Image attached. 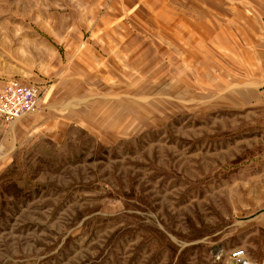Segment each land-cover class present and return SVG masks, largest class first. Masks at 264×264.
Here are the masks:
<instances>
[{"label":"rangeland","instance_id":"rangeland-1","mask_svg":"<svg viewBox=\"0 0 264 264\" xmlns=\"http://www.w3.org/2000/svg\"><path fill=\"white\" fill-rule=\"evenodd\" d=\"M168 2L0 0V92L42 89L0 117V264L264 262V96L218 87Z\"/></svg>","mask_w":264,"mask_h":264},{"label":"crops","instance_id":"crops-1","mask_svg":"<svg viewBox=\"0 0 264 264\" xmlns=\"http://www.w3.org/2000/svg\"><path fill=\"white\" fill-rule=\"evenodd\" d=\"M167 8L160 10V19L154 14V23L169 25V29L159 27L170 34L174 23L184 24L186 32L194 33L190 38L215 40L218 71L223 67L232 78L230 83L223 75L218 87L232 85L240 102H260L264 96V0H169ZM249 222L254 233L264 229V210Z\"/></svg>","mask_w":264,"mask_h":264},{"label":"built area","instance_id":"built-area-1","mask_svg":"<svg viewBox=\"0 0 264 264\" xmlns=\"http://www.w3.org/2000/svg\"><path fill=\"white\" fill-rule=\"evenodd\" d=\"M41 95L39 84L24 83L17 78L7 80L0 92V117L11 121L35 110ZM228 259L231 264H264L251 260L243 248L234 249Z\"/></svg>","mask_w":264,"mask_h":264}]
</instances>
